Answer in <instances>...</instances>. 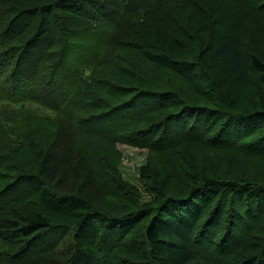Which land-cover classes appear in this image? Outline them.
I'll list each match as a JSON object with an SVG mask.
<instances>
[{
	"label": "trees",
	"instance_id": "1",
	"mask_svg": "<svg viewBox=\"0 0 264 264\" xmlns=\"http://www.w3.org/2000/svg\"><path fill=\"white\" fill-rule=\"evenodd\" d=\"M260 34L264 0H0V264H264V187L189 175L160 205L117 215L76 186L86 163L75 157L90 162L96 182L106 160L59 137L38 145L23 129V115L35 114L69 122L86 144L263 157L264 111H236L253 72L264 83V56L252 44ZM132 53L207 105L141 87ZM230 195L243 209L224 214ZM120 248L130 251L123 259Z\"/></svg>",
	"mask_w": 264,
	"mask_h": 264
},
{
	"label": "rangeland",
	"instance_id": "2",
	"mask_svg": "<svg viewBox=\"0 0 264 264\" xmlns=\"http://www.w3.org/2000/svg\"><path fill=\"white\" fill-rule=\"evenodd\" d=\"M255 38H257L255 47L264 56V34L254 36L252 38L253 45L255 44ZM129 56H132L135 65V70L130 71L136 72L135 75L140 78L141 87L159 90V88L162 89L167 86L168 88H174L180 94L184 93L182 96L194 105H207L206 99L195 95L182 80L175 78L165 70L154 68L150 64L141 61V57L137 53H132ZM106 76L113 78L114 75L110 72ZM236 107L237 112L264 111V83L261 81L259 73L253 72L252 84ZM23 119L25 133L29 135L31 133L34 142H38V145H44L46 142L59 137L67 145L72 143L76 151L79 153L84 152L90 160L99 158L106 160L100 162V164L98 162L96 165V182L91 176V173L94 176V170H92L90 162L85 158L75 157L73 162L76 165L80 166L82 163H86L85 168H81L82 173H78L76 170L77 176L82 174L76 186L79 188L82 185V190L88 194L87 199L91 202V205L103 206L117 215L133 209L139 210L160 205L164 195L183 192V187L186 186L187 179L191 176L207 174L226 183L253 184L264 187V156H251L226 147L220 150H211L202 146L188 145L183 146L175 153L159 154L152 153L148 147L126 142H118L112 146L106 141L86 144L77 137L76 130L69 122L59 119L56 120L57 123H51L49 119H44L35 114L23 115ZM249 140L248 138L243 142L249 143ZM253 145H257V142ZM33 152L24 150L20 157L23 159L30 158V154ZM171 172L173 173L171 174ZM99 177L102 182H100ZM97 183V187L102 188V190L96 188ZM230 196L227 198L226 205L222 208L224 214L229 213L233 206L238 207L239 210L243 209L237 198L232 203L233 196ZM94 202L96 203L94 204ZM214 207L215 205H211L208 210ZM216 213H218L217 210ZM263 234L264 232H262ZM55 238H58L56 233L41 238L36 243L37 246L31 248L30 252L33 254L31 257L34 258V254L38 255V252ZM71 239L72 234L68 231L58 250L65 251L66 245L69 244ZM111 242H114V240H108L103 247L106 249ZM129 252L128 249L120 248L118 256L123 259V256L128 255ZM119 261L113 260V264H118ZM98 263L99 261L94 264Z\"/></svg>",
	"mask_w": 264,
	"mask_h": 264
}]
</instances>
